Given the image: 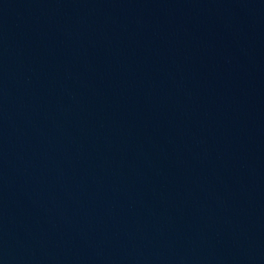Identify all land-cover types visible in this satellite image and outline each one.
<instances>
[{"label": "water", "instance_id": "95a60500", "mask_svg": "<svg viewBox=\"0 0 264 264\" xmlns=\"http://www.w3.org/2000/svg\"><path fill=\"white\" fill-rule=\"evenodd\" d=\"M0 264H264V0H0Z\"/></svg>", "mask_w": 264, "mask_h": 264}]
</instances>
